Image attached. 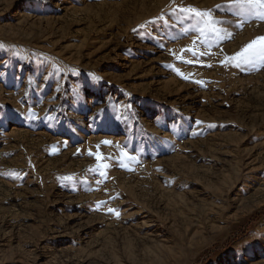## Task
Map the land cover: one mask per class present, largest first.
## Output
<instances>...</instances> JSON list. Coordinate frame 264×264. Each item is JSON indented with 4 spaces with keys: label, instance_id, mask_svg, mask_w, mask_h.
<instances>
[{
    "label": "rangeland",
    "instance_id": "rangeland-1",
    "mask_svg": "<svg viewBox=\"0 0 264 264\" xmlns=\"http://www.w3.org/2000/svg\"><path fill=\"white\" fill-rule=\"evenodd\" d=\"M231 3L0 0V264H264V67L224 63L264 21Z\"/></svg>",
    "mask_w": 264,
    "mask_h": 264
},
{
    "label": "snow or ice",
    "instance_id": "snow-or-ice-1",
    "mask_svg": "<svg viewBox=\"0 0 264 264\" xmlns=\"http://www.w3.org/2000/svg\"><path fill=\"white\" fill-rule=\"evenodd\" d=\"M225 7L236 9L235 15L240 18L241 25L250 22L252 19L264 21V0H232V3ZM181 11L191 14L196 18H199L201 21H206L208 25H211V33L213 37L215 39L222 38V29L217 26L220 22H213L211 12L199 11L193 8L181 9ZM199 32L201 35H204V28H200ZM187 51H192L193 55H196V52L193 49H187ZM173 55H175V53H173ZM188 62L191 63V61ZM224 63L225 66L231 65L232 67L241 70L246 68L264 67V36L252 40L234 56H225ZM176 71L179 72L178 69H176ZM105 143L109 142L105 141ZM109 211L114 210L109 209ZM116 215H119V213H116Z\"/></svg>",
    "mask_w": 264,
    "mask_h": 264
}]
</instances>
